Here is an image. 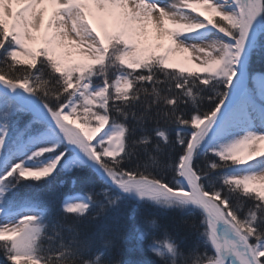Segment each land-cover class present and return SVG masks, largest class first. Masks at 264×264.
I'll use <instances>...</instances> for the list:
<instances>
[{
	"label": "snow or ice",
	"instance_id": "1",
	"mask_svg": "<svg viewBox=\"0 0 264 264\" xmlns=\"http://www.w3.org/2000/svg\"><path fill=\"white\" fill-rule=\"evenodd\" d=\"M257 60L264 0H0L5 264H264Z\"/></svg>",
	"mask_w": 264,
	"mask_h": 264
},
{
	"label": "trees",
	"instance_id": "2",
	"mask_svg": "<svg viewBox=\"0 0 264 264\" xmlns=\"http://www.w3.org/2000/svg\"><path fill=\"white\" fill-rule=\"evenodd\" d=\"M253 70L254 71H261L264 70V61L257 60L253 64ZM26 183H31V181H28ZM22 192L24 191H35L30 189H21ZM44 193H42L43 195ZM61 194L57 191V188L55 185L51 187L50 190H47L46 192V203L49 207L54 209L57 213H59V209L61 207L60 204ZM145 215L149 214V210H143ZM84 227L88 229L90 232L96 231L98 228L101 227L98 223L89 224L87 221L83 223ZM109 226H112L111 224ZM176 226L175 225H169L170 231H175ZM181 235H184L183 228H180ZM128 239L125 241H122L119 246L115 249L110 250V252L107 255V259L111 262V264H124L126 261H141V260H151L153 259V255L147 251V245L144 244L143 250L141 249L140 245L142 242H138L134 238V231L132 234H127ZM194 238L189 237L188 239V246L189 248L192 246ZM188 248L185 249L187 251ZM0 264H5L3 253L0 252Z\"/></svg>",
	"mask_w": 264,
	"mask_h": 264
}]
</instances>
